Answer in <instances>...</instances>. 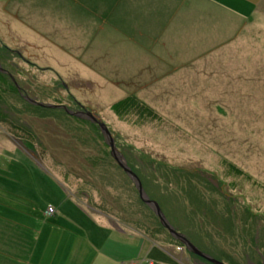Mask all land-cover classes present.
Instances as JSON below:
<instances>
[{
	"label": "rangeland",
	"instance_id": "obj_1",
	"mask_svg": "<svg viewBox=\"0 0 264 264\" xmlns=\"http://www.w3.org/2000/svg\"><path fill=\"white\" fill-rule=\"evenodd\" d=\"M5 37L0 34V67L8 73L0 79L6 112L3 119L0 112V264H94V251L79 256L78 249L96 220L213 264L188 252L142 202L100 127L83 115L88 112L106 124L175 230L209 256L223 250L226 256H211L222 263L254 264L253 255L264 262V36L244 59L226 61L225 75L215 70L225 62L210 53L202 64L176 60L181 74L170 76L172 85L149 67L142 75L111 70L107 59L81 60L85 69L80 60L63 59L61 68L23 54L21 44ZM154 61L151 67L163 64ZM11 84L16 93H4ZM125 98H136L138 111L118 114L115 106ZM17 184L34 188L22 197L26 188Z\"/></svg>",
	"mask_w": 264,
	"mask_h": 264
},
{
	"label": "crops",
	"instance_id": "obj_2",
	"mask_svg": "<svg viewBox=\"0 0 264 264\" xmlns=\"http://www.w3.org/2000/svg\"><path fill=\"white\" fill-rule=\"evenodd\" d=\"M260 12H264V0H0V34L21 44L23 54L54 60L61 68L65 66L60 61L63 59L80 60L78 67L82 69L86 66L81 60L107 59V68H120L127 75L132 69L142 75L149 67L151 74L169 76L167 81L163 77V82L172 85L170 76L181 74L176 70V60L199 59L202 64L209 53L214 62L225 64L230 58L244 59L264 36V15ZM154 59L163 64L151 67ZM215 70L227 73V64L224 70ZM17 186L26 188L16 191L22 197L34 188ZM94 227L93 235H86L78 249L79 256L94 251V264H146L148 259L156 264H200L193 257L183 258L172 244L156 245L141 236L134 239V235L97 220ZM208 254L226 256L223 250ZM249 258L251 263L264 264L258 255ZM232 261L238 264L236 259Z\"/></svg>",
	"mask_w": 264,
	"mask_h": 264
},
{
	"label": "water",
	"instance_id": "obj_3",
	"mask_svg": "<svg viewBox=\"0 0 264 264\" xmlns=\"http://www.w3.org/2000/svg\"><path fill=\"white\" fill-rule=\"evenodd\" d=\"M0 71H2V68L0 67ZM26 100L30 103L36 104V105H41L43 106V104L38 103L37 101L30 99L29 97H25ZM77 116H81V114H75ZM83 115L87 116L92 122H94L95 124H97L100 127V130L103 132V134L105 135L108 144L111 148V155L113 156V158L117 161L118 165L123 169V171L131 178V180L134 182L140 198L142 200V202H144L146 205H148L157 215V217L160 219L161 224L170 232L171 235H173V237L176 238V240H178L179 242H181L185 248L188 250V252L203 258L205 260H207L208 262H211L213 264H224L214 258H212L211 256L203 253L202 251H200L185 235H183L182 233L178 232L177 230H175L170 223L167 221V219L165 218L160 206L158 205L157 202L152 201L146 194L143 185L140 181V179L138 178V176L129 168L124 156L122 155V153L116 148L115 142H114V137L111 134V132L109 131V129L107 128L106 124L99 118L96 117L93 113L88 112V113H84Z\"/></svg>",
	"mask_w": 264,
	"mask_h": 264
},
{
	"label": "trees",
	"instance_id": "obj_4",
	"mask_svg": "<svg viewBox=\"0 0 264 264\" xmlns=\"http://www.w3.org/2000/svg\"><path fill=\"white\" fill-rule=\"evenodd\" d=\"M1 77H4V78H7V76L6 75H4L3 73H1L0 72V79H1ZM7 80V79H6ZM5 91H3L4 93H6V91H7V93L8 92H15L16 93V87L14 86V85H12L11 84V88L9 87L8 89H4ZM23 92L25 93V94H27L25 91H24V89H23ZM3 103V96L0 94V104H2ZM138 105H139V103H138V101H137V99L136 98H125L124 100H122V101H120V102H118L117 104H116V106H115V111L118 113V114H124V113H126V112H128V111H131L133 108H135V109H137V111H138ZM1 107V106H0ZM1 109H2V107H1ZM139 111H140V109H139ZM148 111L150 112V113H152L151 112V110L150 109H148ZM1 112V119H3V117H4V114L6 113L5 112V110H1L0 111ZM3 113V114H2ZM26 147V146H25ZM26 149H28L27 147H26ZM29 150V149H28ZM136 174H137V172H135Z\"/></svg>",
	"mask_w": 264,
	"mask_h": 264
},
{
	"label": "flooded vegetation",
	"instance_id": "obj_5",
	"mask_svg": "<svg viewBox=\"0 0 264 264\" xmlns=\"http://www.w3.org/2000/svg\"><path fill=\"white\" fill-rule=\"evenodd\" d=\"M4 70V69H3ZM1 73H3L4 75H6V74H8V73H5V72H3V71H1ZM7 76V75H6ZM23 94H25V93H23ZM25 95H28V94H25Z\"/></svg>",
	"mask_w": 264,
	"mask_h": 264
},
{
	"label": "built area",
	"instance_id": "obj_6",
	"mask_svg": "<svg viewBox=\"0 0 264 264\" xmlns=\"http://www.w3.org/2000/svg\"><path fill=\"white\" fill-rule=\"evenodd\" d=\"M48 210H49L50 212H52V208H49Z\"/></svg>",
	"mask_w": 264,
	"mask_h": 264
},
{
	"label": "bare ground",
	"instance_id": "obj_7",
	"mask_svg": "<svg viewBox=\"0 0 264 264\" xmlns=\"http://www.w3.org/2000/svg\"><path fill=\"white\" fill-rule=\"evenodd\" d=\"M192 254V253H191ZM202 259V258H201ZM204 262V261H203ZM209 264V263H208Z\"/></svg>",
	"mask_w": 264,
	"mask_h": 264
}]
</instances>
